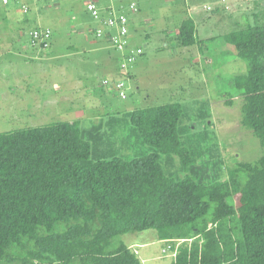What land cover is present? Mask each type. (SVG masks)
<instances>
[{"label": "trees", "instance_id": "1", "mask_svg": "<svg viewBox=\"0 0 264 264\" xmlns=\"http://www.w3.org/2000/svg\"><path fill=\"white\" fill-rule=\"evenodd\" d=\"M196 31L192 17L183 20L180 44L201 41ZM225 40L247 62L229 95L243 98L241 123L259 138L260 158L207 182L179 102L129 112L132 132L149 148L133 158L107 157L101 125L1 132L0 264H143L119 237L148 229L171 242L174 264H264V23ZM174 155L183 177L166 167Z\"/></svg>", "mask_w": 264, "mask_h": 264}, {"label": "rangeland", "instance_id": "2", "mask_svg": "<svg viewBox=\"0 0 264 264\" xmlns=\"http://www.w3.org/2000/svg\"><path fill=\"white\" fill-rule=\"evenodd\" d=\"M193 1L139 0V10L130 13L132 42L144 53L126 79V98L103 85L104 79L119 77V58L96 39V20L84 0H28L41 13L29 21L21 18L19 4H0V133L58 121L101 125L107 157L133 158L149 148L137 141L129 112L179 102L182 125L196 133L192 144L202 151L197 163L207 166V182L214 176L227 179L238 162L260 158L259 138L241 123L243 98L229 95L230 80L246 72L247 62L225 34L263 24L264 0ZM189 17L202 41L183 46L178 30ZM39 26L52 31L48 48L31 43L30 32ZM170 163L168 170L185 175L178 156ZM119 240L133 244L143 264H174L171 242L159 240L155 229L126 233Z\"/></svg>", "mask_w": 264, "mask_h": 264}, {"label": "built area", "instance_id": "3", "mask_svg": "<svg viewBox=\"0 0 264 264\" xmlns=\"http://www.w3.org/2000/svg\"><path fill=\"white\" fill-rule=\"evenodd\" d=\"M0 4L4 6L19 4L25 15L31 10V3L28 0H0ZM84 5L96 20V27L93 29L96 39L107 48L116 51L119 58V77L112 80L106 78L103 83L108 85L109 89L114 87L120 97L126 98V79L132 77L131 67L144 53L141 46L132 42L133 25L130 13L139 10V0H109L108 3L105 0H84ZM30 35L32 45H40L44 49L51 45L52 31L48 27H36L31 30ZM168 248H171L170 245ZM175 255L174 252L172 256Z\"/></svg>", "mask_w": 264, "mask_h": 264}, {"label": "crops", "instance_id": "4", "mask_svg": "<svg viewBox=\"0 0 264 264\" xmlns=\"http://www.w3.org/2000/svg\"><path fill=\"white\" fill-rule=\"evenodd\" d=\"M195 2H196V0H194ZM194 7H196V6H194ZM38 9H39V7L38 6H35V7H33L32 6V10H31V12H30V14L29 15H22V19L25 21V20H28V18L30 19V20H36L37 18H38V14L40 15L41 13H39L38 12ZM41 11V10H40ZM195 21V20H194ZM196 24V23H195ZM197 29V28H196ZM0 37H1V35H0ZM209 38H211V37H209ZM201 40V39H200ZM202 41V40H201ZM200 42V41H199ZM158 236V235H157ZM159 239V238H158ZM133 245V244H132ZM132 245H130V247L132 246Z\"/></svg>", "mask_w": 264, "mask_h": 264}]
</instances>
